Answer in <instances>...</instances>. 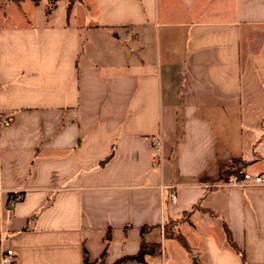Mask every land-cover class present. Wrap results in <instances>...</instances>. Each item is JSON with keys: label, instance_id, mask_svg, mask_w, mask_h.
Returning a JSON list of instances; mask_svg holds the SVG:
<instances>
[{"label": "crops", "instance_id": "obj_1", "mask_svg": "<svg viewBox=\"0 0 264 264\" xmlns=\"http://www.w3.org/2000/svg\"><path fill=\"white\" fill-rule=\"evenodd\" d=\"M45 1L0 4V257L264 264V184L211 186L264 175V0Z\"/></svg>", "mask_w": 264, "mask_h": 264}, {"label": "built area", "instance_id": "obj_2", "mask_svg": "<svg viewBox=\"0 0 264 264\" xmlns=\"http://www.w3.org/2000/svg\"><path fill=\"white\" fill-rule=\"evenodd\" d=\"M11 120L9 118H4L0 116V126L7 127L10 125ZM150 142L154 144L155 149L158 151L162 150V143L161 138L159 136H152L150 138ZM264 184V175H255L247 169L238 168L237 165L232 166L228 169L222 176V179L217 181L216 183L212 184V187L222 186V187H232V186H239V187H246L251 185H261ZM166 188L162 186V189ZM172 191L170 194V201H177L176 200V189L175 186L171 187ZM0 264H17L16 259V252L13 248H7L2 253L0 257Z\"/></svg>", "mask_w": 264, "mask_h": 264}, {"label": "trees", "instance_id": "obj_3", "mask_svg": "<svg viewBox=\"0 0 264 264\" xmlns=\"http://www.w3.org/2000/svg\"><path fill=\"white\" fill-rule=\"evenodd\" d=\"M10 1H13L15 3H18L21 1V0H10ZM33 2H40L41 0H32ZM237 166L238 168H243L245 167V165L247 164L246 162H243V161H237ZM223 228L225 229V232H226V237H227V240L228 242L230 243L231 247L234 248L236 251H238V247L236 245V243H234V241L232 240V234H231V230L228 228L227 224H224L223 225ZM146 228L142 229V231L144 232ZM110 236L108 234L107 236V240H109ZM142 248L141 250L139 251V253L134 256V257H131V258H134V259H137V260H143L144 258V255L145 254H148V253H156V252H159V250L161 249L160 245L157 246V245H149L147 243H143L142 245ZM105 255V252H103L102 254V257L103 258ZM84 264H95L94 262H92L90 260V258L88 257L87 253L85 254L84 256V260H83ZM122 262V260H118L115 262V264H120ZM102 264V263H101Z\"/></svg>", "mask_w": 264, "mask_h": 264}, {"label": "rangeland", "instance_id": "obj_4", "mask_svg": "<svg viewBox=\"0 0 264 264\" xmlns=\"http://www.w3.org/2000/svg\"><path fill=\"white\" fill-rule=\"evenodd\" d=\"M4 0H0V4L3 2ZM60 1H66V2H69V1H72V0H46L45 2L43 3H47V7L50 8V9H53ZM33 8H31V6L29 5H26V8L25 10L27 11H32ZM60 10H62V6H60ZM260 167V166H259ZM253 168H256V166H254ZM171 226V227H170ZM169 226L168 230L170 233H173V226L172 224Z\"/></svg>", "mask_w": 264, "mask_h": 264}]
</instances>
